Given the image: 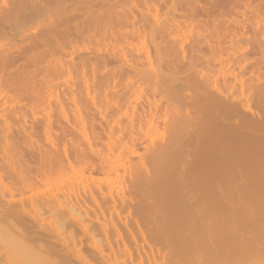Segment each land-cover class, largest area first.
Instances as JSON below:
<instances>
[{
	"label": "bare ground",
	"instance_id": "1",
	"mask_svg": "<svg viewBox=\"0 0 264 264\" xmlns=\"http://www.w3.org/2000/svg\"><path fill=\"white\" fill-rule=\"evenodd\" d=\"M0 264H264V0H0Z\"/></svg>",
	"mask_w": 264,
	"mask_h": 264
},
{
	"label": "rangeland",
	"instance_id": "2",
	"mask_svg": "<svg viewBox=\"0 0 264 264\" xmlns=\"http://www.w3.org/2000/svg\"><path fill=\"white\" fill-rule=\"evenodd\" d=\"M159 129H160V130H163L162 127H160ZM159 129H158L157 133H159L160 135H159V136H156L157 139H156V137H155V134L157 135V133L154 132V140H157V141L160 140V139H158V138H161V137L163 136V131L161 132ZM159 131H160V132H159ZM161 133H162V134H161ZM48 141H49V140H48ZM45 142H46V141H45ZM47 143H48V142H47ZM123 169H124V168H122V171H121V169L118 170L120 174L117 173L118 171H117L114 175H113V173H111L112 176H111V175L105 176V174L107 175L108 173H103V174H102V173H100V174L95 173V174H98V175H100V176L102 175L104 178L106 177L107 180H108V179H109V180H112V179H113V180H115L116 183L118 182V183H117L118 185H117L113 180H112L113 183H112V181H109V180H108V182H111V184L116 185V186H118V187H120L121 184H122L121 187H123L124 182H125L124 180H126V177H127V175H128V172H127L128 169H127V170L125 169L126 172H125ZM123 171H124V172H123ZM88 172H89V174H92V173H93V171H91V173H90V171H88ZM88 172H86L85 174H87ZM121 173H122L123 175H122ZM124 173H125V174H124ZM93 174H94V173H93ZM93 174H92V175H93ZM109 174H110V173H109ZM117 174H119V175L117 176ZM126 174H127V175H126ZM121 175H122V176H121ZM116 176H117V177H116ZM64 177H65V176H64ZM64 177L59 178V179H61V180L56 179V181H57V182L59 181V183H62V181L66 180ZM124 177H125V178H124ZM119 178H120V179H119ZM128 178H129V177H128ZM62 179H63V180H62ZM117 179H119V180L117 181ZM122 180H123L124 182H123ZM127 180H128V179H127ZM120 181H122L121 184H120ZM51 182H52V183L54 182L53 184H57V182H55V180H53V181H51ZM51 182H47V184L49 185V183H51ZM126 182H127V181H126ZM47 184H45V183H44V184L41 183V184H38V185H36V186H34V187L30 188V189H27V190L24 191V192H19L21 195L24 194V196H23V195H22V196L24 197V200H26V201L23 200V203H21L22 206H25V205L28 204V205L30 206V208H33V207H34L33 201H35L34 199H36V201L34 202V203H36L37 201L40 200V198H41L43 195H45V194H47V193L49 192V190H50L49 187H50V186H48ZM119 184H120V186H119ZM43 185H44V186H43ZM47 187H48L49 189H48L47 192H45V190H47V189H46ZM35 188H36V189H35ZM31 189H32V190H31ZM33 189H34V190H33ZM41 190H42V191H41ZM29 191H30V192H29ZM36 191H37V192H36ZM43 191H44V192H43ZM26 192H27V193H26ZM34 192H35V193H34ZM19 193H18V194H19ZM18 194H17V196H20V195H18ZM28 194H31V195H29V197H28ZM26 196H27L28 198L25 199ZM30 196H31V197H30ZM35 197H36V198H35ZM27 199H28V200H27ZM37 199H38V200H37ZM32 200H33V201H32ZM30 201H31V202H30ZM24 203H25V204H24ZM30 203H31V204H30ZM28 205H27V206H28ZM35 205H36V204H35ZM27 206H26V207H27ZM29 206H28V207H29ZM32 206H33V207H32ZM28 207H27V208H28ZM40 215H41L42 217H44V216H46L47 214L41 212ZM61 236H64V232L61 233ZM65 236H68V234L65 235ZM69 237H70V235L68 236V238H69ZM82 243H83V242H82ZM84 245H85V244H84Z\"/></svg>",
	"mask_w": 264,
	"mask_h": 264
}]
</instances>
